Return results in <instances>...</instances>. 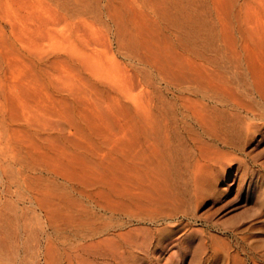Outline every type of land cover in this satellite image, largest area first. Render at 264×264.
Instances as JSON below:
<instances>
[{
  "label": "rangeland",
  "instance_id": "rangeland-1",
  "mask_svg": "<svg viewBox=\"0 0 264 264\" xmlns=\"http://www.w3.org/2000/svg\"><path fill=\"white\" fill-rule=\"evenodd\" d=\"M254 13L263 25L264 0H0V252L26 235L30 218L71 234L91 215L85 207L124 188L117 143L144 140L136 111L145 96L235 91L219 48L227 31L234 45L233 32L253 26ZM261 137L245 146L258 162ZM224 171L187 219L205 236L192 233L169 263L232 264L215 252L246 250L249 235L264 253V176L248 188L237 164Z\"/></svg>",
  "mask_w": 264,
  "mask_h": 264
},
{
  "label": "bare ground",
  "instance_id": "bare-ground-1",
  "mask_svg": "<svg viewBox=\"0 0 264 264\" xmlns=\"http://www.w3.org/2000/svg\"><path fill=\"white\" fill-rule=\"evenodd\" d=\"M252 17L250 28H234V45L228 44L227 31L219 48L222 63L232 64L235 91L145 96L136 111L138 128L131 126L135 118L125 117L126 133L133 135L130 128H137L144 140L138 146L127 135L117 143L126 166L124 188L111 187L105 205L85 207L91 215L83 220L80 215L71 234L51 218H30L26 235L13 238L9 249L0 252V264H160V254L168 249L171 256L162 264H171V257L187 251L192 233L202 232L187 219L194 218L192 209L211 193L227 166L237 164L248 188L264 176V161L245 150L257 135L264 138V23L258 13ZM134 159L140 169L133 174L128 167ZM251 240L249 235L246 250L224 249L215 256L232 264H264V253L254 252Z\"/></svg>",
  "mask_w": 264,
  "mask_h": 264
}]
</instances>
